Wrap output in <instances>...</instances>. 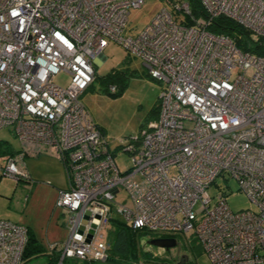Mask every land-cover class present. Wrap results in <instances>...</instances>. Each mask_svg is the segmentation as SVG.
Segmentation results:
<instances>
[{
  "label": "built area",
  "instance_id": "obj_1",
  "mask_svg": "<svg viewBox=\"0 0 264 264\" xmlns=\"http://www.w3.org/2000/svg\"><path fill=\"white\" fill-rule=\"evenodd\" d=\"M144 2L0 0V129L12 126L21 143L0 153V176L30 181L26 157L49 154L63 163L68 187L55 205L67 215L68 233L47 243L60 254L57 264L107 261L109 202L131 229L190 232L210 264H264V56L207 30L226 16L264 36V0H200L202 18L185 0H161L148 24L124 34L129 10ZM109 42L162 82L158 117L119 145L131 162L123 171L80 100ZM60 72L70 76L64 87L53 82ZM219 175L235 180L253 208L233 211L225 192L210 196ZM27 240L26 226L0 219V264H23Z\"/></svg>",
  "mask_w": 264,
  "mask_h": 264
},
{
  "label": "rangeland",
  "instance_id": "obj_2",
  "mask_svg": "<svg viewBox=\"0 0 264 264\" xmlns=\"http://www.w3.org/2000/svg\"><path fill=\"white\" fill-rule=\"evenodd\" d=\"M161 0H145L139 8L129 10L128 20L124 30L126 35L137 34L153 18L161 6ZM99 66L96 74L102 76L111 70L126 72L127 85L118 96H112L103 91L99 80L92 82L80 95V100L87 113L102 131L111 151H114V160L119 170H127L130 165L129 155L122 151L119 145L139 133L149 120L158 115L159 94L162 82L148 75L147 69L137 57L128 55L120 45L109 42L102 53L97 56ZM70 76L60 72L53 77V82L61 87L66 86ZM157 110V111H156ZM21 143L17 139L13 127L0 129V153H9L18 150ZM26 170L33 176L30 181H19L0 176V219L26 226L41 246L36 255H31L23 264H57L60 254L47 248L48 242H62L68 233L67 215L51 201L49 189L44 186H55L61 169L57 167V159L48 156L26 157ZM59 164V163H58ZM62 172L63 171V165ZM65 176V174H64ZM67 176V175H66ZM225 192L227 204L233 211L252 209V203L247 196L237 189L235 180L217 176L208 187V193L215 198L218 193ZM27 196V198H25ZM125 198V191L120 188L116 201ZM112 208V218L120 219ZM112 230L110 219L105 228V238L109 244L108 234ZM158 235L157 233H152ZM178 244L170 249L153 246L147 240L141 241L142 248L160 257V261L184 262L189 264H210L207 254L193 235L188 232L177 236ZM115 259L106 262H93V264H119V260H129L128 256L115 254ZM124 264V262H121ZM62 264H85V262L66 258Z\"/></svg>",
  "mask_w": 264,
  "mask_h": 264
},
{
  "label": "trees",
  "instance_id": "obj_3",
  "mask_svg": "<svg viewBox=\"0 0 264 264\" xmlns=\"http://www.w3.org/2000/svg\"><path fill=\"white\" fill-rule=\"evenodd\" d=\"M171 2H177L181 0H169ZM190 7V13L194 18L206 17L205 11L201 5L200 0H185ZM187 24H193V20L190 17H185ZM209 32L215 34H224L231 37L236 46L242 51L254 53L256 55L264 56V36H254L248 29L241 26L234 20L226 17L219 16L211 21L207 26ZM126 72L121 70H111L102 76L95 75L94 81L99 80L103 91L112 96H118L122 93L127 85ZM93 81V82H94ZM111 84L116 85L115 91H110L109 86ZM157 111V110H156ZM159 112V107L158 111ZM158 117V115H156ZM155 117V119L157 118ZM154 120V119H153ZM112 230L108 234V259L107 261L114 260L115 254H121L124 257L128 256L129 260H119V264H189V261L177 262L173 261H160V257L152 254L150 251H146L142 248L141 239L149 237H163L153 235L145 230H134L127 226L123 221L111 218ZM177 239V236H174ZM41 250L40 244L35 239L33 233L28 229V240L24 249L23 259L24 262L29 259L31 255H36ZM88 264V263H85Z\"/></svg>",
  "mask_w": 264,
  "mask_h": 264
},
{
  "label": "crops",
  "instance_id": "obj_4",
  "mask_svg": "<svg viewBox=\"0 0 264 264\" xmlns=\"http://www.w3.org/2000/svg\"><path fill=\"white\" fill-rule=\"evenodd\" d=\"M94 63H95V68L97 69V66H99V64H100L99 60H98V57L95 58ZM41 155L42 156H48L49 154H41ZM41 155H38L36 157H41ZM49 156L57 159L53 155H49ZM32 158H34V157H32ZM58 163H57V167L59 169H61L60 170L61 173L57 174V176H60V179L57 178V182L55 183L56 184L55 186H52V187L44 186V187H47L49 189V195H50L51 201H53V202L56 200L59 190L66 189L68 187V178L66 176L65 167H64V165H63V163L61 161H59ZM61 165H63V171H64L65 176H64V174L62 172V166ZM30 176H33V175H31V173H30L29 174V178H30Z\"/></svg>",
  "mask_w": 264,
  "mask_h": 264
},
{
  "label": "water",
  "instance_id": "obj_5",
  "mask_svg": "<svg viewBox=\"0 0 264 264\" xmlns=\"http://www.w3.org/2000/svg\"><path fill=\"white\" fill-rule=\"evenodd\" d=\"M96 221V220H95ZM92 227H95V224H92ZM83 226H80L79 228V233L82 232ZM92 229L89 231L87 241L91 237L92 234ZM149 244H152L153 246L156 247H161L165 249H170L172 247H175L178 244V241L174 237H154L149 240H147Z\"/></svg>",
  "mask_w": 264,
  "mask_h": 264
},
{
  "label": "flooded vegetation",
  "instance_id": "obj_6",
  "mask_svg": "<svg viewBox=\"0 0 264 264\" xmlns=\"http://www.w3.org/2000/svg\"><path fill=\"white\" fill-rule=\"evenodd\" d=\"M143 240H149V237L145 236L144 238L141 239V241H143Z\"/></svg>",
  "mask_w": 264,
  "mask_h": 264
}]
</instances>
